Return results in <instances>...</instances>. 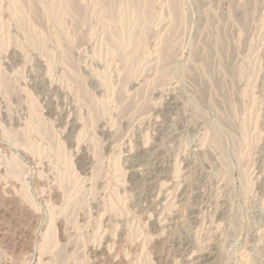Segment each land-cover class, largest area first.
Returning <instances> with one entry per match:
<instances>
[{
    "label": "rangeland",
    "instance_id": "374dc122",
    "mask_svg": "<svg viewBox=\"0 0 264 264\" xmlns=\"http://www.w3.org/2000/svg\"><path fill=\"white\" fill-rule=\"evenodd\" d=\"M0 264H264V0H0Z\"/></svg>",
    "mask_w": 264,
    "mask_h": 264
}]
</instances>
